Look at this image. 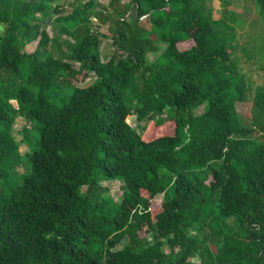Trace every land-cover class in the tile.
I'll return each mask as SVG.
<instances>
[{"label": "trees", "instance_id": "obj_1", "mask_svg": "<svg viewBox=\"0 0 264 264\" xmlns=\"http://www.w3.org/2000/svg\"><path fill=\"white\" fill-rule=\"evenodd\" d=\"M55 1L0 0V264H264V87L238 66L246 18L225 0L218 17L211 0H110L103 60L96 0L50 35ZM102 180L121 181L117 202Z\"/></svg>", "mask_w": 264, "mask_h": 264}, {"label": "rangeland", "instance_id": "obj_2", "mask_svg": "<svg viewBox=\"0 0 264 264\" xmlns=\"http://www.w3.org/2000/svg\"><path fill=\"white\" fill-rule=\"evenodd\" d=\"M82 0H56L55 2H52V4L54 3H59L60 4V13L57 12H51L50 16L48 17V21H47V25H46V31L51 35L53 34V31L55 30L54 27H51V21L57 17L59 14L60 15H64L67 12H69L70 10H72V8L78 4L79 2H81ZM97 2V8L95 10L94 15L91 16V21L89 23V25L91 27H93L95 30H97L98 32H101L103 34L106 35V37H101L100 40V53H101V57L102 59H106L108 56H110L113 53V49H114V45L110 42L111 41V31L109 30V24H110V19L106 18L109 14H112L114 12V10L112 9V6L110 5V0H96ZM128 2V0H120L119 3H116V8L123 10L124 8V4H126ZM210 4L212 6L213 9V16L214 17H218L219 16V12L220 9L222 8V5L220 3L219 0H211ZM225 4L227 8H231L232 10H235V12L238 13L239 18L242 19L246 18L245 21H247L248 23L244 24L243 27H237V34H238V41L237 43H239V48H237L236 50V54L238 56H241V61L239 62V67L241 66V69L243 71H245L246 76L249 77V79L253 82L254 86L255 85H262L264 87V40H260L258 38V40L255 41V43H253V41L255 40L256 36H260L261 34H263V30H264V16L257 12V9L254 5V1L253 0H225ZM100 12V17L97 16V13ZM236 13V14H237ZM131 15V10H129L128 12H126L124 14V18H128ZM251 22V23H250ZM141 25L147 27L148 23L146 22V19H142L140 21ZM249 24H251L249 26ZM254 26H253V25ZM254 27V28H253ZM249 30L251 34H253V41L251 39H249L248 34H249ZM260 40V41H259ZM36 40L31 41L29 43L26 44L25 48L28 51H31L35 48L36 46ZM188 44V45H187ZM191 41H188V43H186V46L191 45ZM256 44V45H255ZM243 45H247L246 49L251 51V48H253V46H255L256 50L255 51H261V53L259 54L258 60L260 59V62L257 63L258 65L256 66V64L254 65V62L251 60H246L244 56L241 55V50ZM185 46V47H186ZM149 58H152L154 56V53H149ZM74 67H76L78 64L76 62H73ZM262 66V67H261ZM254 68H256L257 70L254 71ZM78 76V75H76ZM73 77L71 78V81L74 84L77 85H87L88 83L91 82V80L94 78V75L91 74H81L79 75L80 77ZM254 86L252 85V88H254ZM13 103L15 104V102L13 101ZM250 107H251V100H245V101H240V102H236L235 108L237 113L240 116L241 119V123L243 126H249L250 122H251V114H250ZM202 111V107L199 106L195 109V112H200ZM127 122H129L131 125L134 126L135 124V117L134 115H128L126 118ZM141 122L142 123H145ZM24 123V119L18 117L16 119V131H14L15 133V137L16 139H19L21 137V134L18 132L20 130L21 125ZM149 123V122H148ZM147 123V124H148ZM168 128L164 129V130H159L157 131V133L152 134L149 137H153L156 134H162V133H168L171 130V125H167ZM157 126L155 125L153 130L156 129ZM139 132H141L140 127L137 128ZM257 130H255L253 132V135L257 134ZM20 151L23 153L27 150L26 145L25 144H20L19 146ZM21 169V168H19ZM101 185L106 186L108 188V194L111 197V200L114 202H117L119 200V197L122 195V190H121V181L119 180H102L100 182ZM156 200H160L161 199V194L157 195L155 197ZM127 239L126 237L117 245V247H121L124 244H126Z\"/></svg>", "mask_w": 264, "mask_h": 264}, {"label": "crops", "instance_id": "obj_3", "mask_svg": "<svg viewBox=\"0 0 264 264\" xmlns=\"http://www.w3.org/2000/svg\"><path fill=\"white\" fill-rule=\"evenodd\" d=\"M238 56V55H237ZM239 57V62L241 61V56H238ZM246 59V58H245ZM246 60H251V61H253L252 59H246ZM254 62V61H253ZM256 63L254 62V65H255ZM239 65V64H238ZM257 66V65H256ZM255 70H257L256 68H254V71ZM237 102H240V101H237Z\"/></svg>", "mask_w": 264, "mask_h": 264}]
</instances>
